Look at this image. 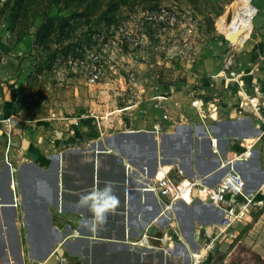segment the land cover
I'll return each instance as SVG.
<instances>
[{
    "label": "rangeland",
    "instance_id": "obj_1",
    "mask_svg": "<svg viewBox=\"0 0 264 264\" xmlns=\"http://www.w3.org/2000/svg\"><path fill=\"white\" fill-rule=\"evenodd\" d=\"M240 1L0 0V135L6 125L7 132L17 136L5 141L6 148L34 146L37 131L45 141L59 132L134 131L127 128L138 126L141 110H149L155 96L175 103L187 100L192 83L196 92L204 91L199 96L206 112L214 103L221 118H235L243 109L241 89L226 73L224 61L232 57V68L246 85L256 74L264 88V0H251L257 9L251 31L260 38L237 46L226 30ZM185 113L190 120L200 118L194 109ZM209 135L214 137L213 131ZM158 141L163 158L168 140L159 135ZM192 144L188 137L190 149ZM235 148L242 161L245 150L231 146V138L224 141V157ZM258 152L262 182L248 177L247 187L260 190L256 203L242 221L238 241L221 243L214 264H264V142ZM192 157L186 158L189 164ZM241 163L236 169L246 174ZM224 167L206 180L216 183ZM172 209L181 224L187 222L183 206ZM197 215L207 219L206 214ZM218 215L213 220H219ZM8 254L9 264H20L11 251Z\"/></svg>",
    "mask_w": 264,
    "mask_h": 264
},
{
    "label": "crops",
    "instance_id": "obj_2",
    "mask_svg": "<svg viewBox=\"0 0 264 264\" xmlns=\"http://www.w3.org/2000/svg\"><path fill=\"white\" fill-rule=\"evenodd\" d=\"M250 33L242 46L247 40V44L251 42V37L259 35ZM201 123L195 125L194 131L180 126L175 135L171 133L175 129L169 131L170 134L160 135L169 142V151L163 158L159 156V141L150 131H101L99 134L97 131H68L59 132L50 141H45V135L37 131L34 134L38 143L34 146L6 148L8 136L4 125L0 135L3 141L0 145V263L9 264L8 252L11 251L20 264L22 260H46V264H55L57 259L51 253L57 248L64 252L66 260L76 257L82 264H137L134 256L121 250L124 246L118 240L126 233L130 236L138 234L161 209L154 193L140 188L148 181L146 174L151 177L156 173L153 174L155 161L174 164V160L179 159L181 161L175 165L184 175L216 170V165L211 167L213 160L220 161L219 156L226 159L224 141L230 137L248 139L252 136L250 119H225L208 126ZM209 131H213L214 137ZM222 132L225 134L218 136ZM24 136H28L26 131ZM16 137L11 134V140ZM188 137L193 143L191 149ZM208 140L219 151L217 158L210 157L216 154L209 152ZM188 149L193 157L188 156ZM184 150L187 156L182 155ZM235 151H229L227 157L234 158ZM248 153L243 151L242 155ZM195 154L200 156L193 160ZM255 154L258 156L259 152L255 151ZM171 157L173 160H168ZM191 157L193 162L184 166L186 158ZM255 160L235 159L233 164L236 168L237 162H242L239 168L251 181L257 182L261 172ZM199 163L202 164L200 169L197 168ZM38 181L43 183L38 185ZM106 181L113 183L120 203L116 212L109 214L107 222L93 232L81 225L82 218L90 219L91 213L78 208L77 201L80 194L94 186L103 188ZM181 206L190 219L186 220L185 226L194 223L195 218H191L196 212L200 216L204 212L215 213L213 207L198 203ZM195 208H199V212Z\"/></svg>",
    "mask_w": 264,
    "mask_h": 264
},
{
    "label": "built area",
    "instance_id": "obj_3",
    "mask_svg": "<svg viewBox=\"0 0 264 264\" xmlns=\"http://www.w3.org/2000/svg\"><path fill=\"white\" fill-rule=\"evenodd\" d=\"M224 63L226 73L238 83L241 89L239 96L242 99L243 109L234 116L250 119L252 130L249 131L252 136L248 139L230 137L231 146H237L249 152L241 157V160L256 158L257 167L261 168L255 151L257 149L260 151V145L264 142V88L258 82L256 74L250 77L246 85L232 68V57ZM246 87H251V91H247ZM186 91L187 100L183 99L176 103L173 98L165 100L155 96L149 110H141L143 118H139L138 126L127 129L150 131L158 139L159 135L170 134L169 131L172 129L178 131L180 126L194 131L195 125L199 122L208 126L225 120L218 114L217 104L210 103V108H207V112L205 111V101L199 96L204 95L203 90L196 92L192 83L187 86ZM187 108L194 109L200 118L190 120L185 113ZM7 136L10 141L11 132H7ZM197 140H200L198 135ZM209 141L212 144V141ZM235 150L238 149L235 148ZM209 152L216 154L213 145L209 148ZM174 161L175 164L177 160ZM220 164L218 161L216 168ZM213 170L202 173L204 180L205 176ZM158 171L159 164L156 173L151 177L148 176V181L143 182L140 188L143 191L153 192L161 209L151 222L140 229L138 234L130 236L126 233L123 239L118 240V243L124 246L121 250L134 256L137 264H214V257L221 243L231 245L238 241L243 228L242 221L249 217L250 207L256 203L260 190L247 191V179L233 169L226 170L218 181L209 187L202 185V182L194 176L195 172L184 175L176 165H172L162 177H157ZM177 203L209 205L215 212L219 211L221 216L215 222L195 220L192 233L187 234L172 209V206L175 207ZM63 253L59 254L57 248L53 250L51 255L57 259L55 264H82L81 259L76 257L66 260V255ZM22 264H46V260L38 262L22 260Z\"/></svg>",
    "mask_w": 264,
    "mask_h": 264
},
{
    "label": "bare ground",
    "instance_id": "obj_4",
    "mask_svg": "<svg viewBox=\"0 0 264 264\" xmlns=\"http://www.w3.org/2000/svg\"><path fill=\"white\" fill-rule=\"evenodd\" d=\"M256 7L253 5L251 0H241L237 10L234 13V16L231 20V22L228 25V28L226 30V36L227 38L235 45L237 46H242V42L244 40L247 39L248 34L251 32L252 27H253V18L256 14ZM214 151L219 153V151L217 150L216 147H214ZM235 159H238L236 156L234 157ZM173 157L169 158L168 160H172ZM224 158L219 156V160H220V167H224V165H226L224 168H226V170L228 169H233V170H237L235 167H233V158H229L227 157L225 160H223ZM167 160V159H166ZM159 171H158V176L157 177H162L168 169H170L172 167V165L175 164H170V161L163 163L162 165L160 164L159 161ZM217 168V169H218ZM215 172L212 171L210 172L208 175L205 176V180L204 177L201 176H197L198 174H195L194 176H196L201 182L202 185L205 187H209L212 186V181H214V179H208L206 180V177L213 174ZM222 175V174H221ZM220 175V176H221ZM219 179V177L217 178ZM182 203H177V205H181ZM210 207V206H207ZM206 214V221L207 222H213L215 220H213V218L216 216L217 212L215 213H207L204 212ZM188 215V213H186ZM195 220L199 221L198 218L200 219L199 215H197V213L195 214Z\"/></svg>",
    "mask_w": 264,
    "mask_h": 264
},
{
    "label": "clouds",
    "instance_id": "obj_5",
    "mask_svg": "<svg viewBox=\"0 0 264 264\" xmlns=\"http://www.w3.org/2000/svg\"><path fill=\"white\" fill-rule=\"evenodd\" d=\"M37 183L40 185L43 182L38 181ZM119 203V198L115 194L114 185L111 181H106L103 188L94 186L87 193L80 194L77 207L87 209L91 213L90 219L82 218L81 225L90 231H97L100 226L107 222L109 214L116 212Z\"/></svg>",
    "mask_w": 264,
    "mask_h": 264
},
{
    "label": "water",
    "instance_id": "obj_6",
    "mask_svg": "<svg viewBox=\"0 0 264 264\" xmlns=\"http://www.w3.org/2000/svg\"><path fill=\"white\" fill-rule=\"evenodd\" d=\"M151 134H152V132H151ZM153 136V135H152ZM156 142H157V140H156V138L154 139ZM211 143H210V141L208 140V147L210 148L211 147ZM214 154V153H213ZM189 157L191 156V150H189V155H188ZM186 162V164L184 165V166H188V162L187 161H185ZM237 164H240V162H237ZM157 169H158V161H155V166H154V169H153V174L157 171ZM242 175L247 179V182H248V184H247V187L249 186V179H248V176L246 175V174H243L242 173ZM260 182H262V180H259V183ZM196 192V190L194 191V193ZM185 207H187V205H185L184 203H182ZM203 206H209V205H203ZM189 207V206H188ZM210 207H212V206H210ZM192 208H193V206H192ZM218 213H219V215H218V217H217V219H220V216H221V214H220V212L219 211H217ZM193 218H196L195 217V215H193V217L191 218V220H193ZM188 220H190V219H188ZM199 221H202V222H207L206 220H203V219H199ZM215 221H217V220H215ZM215 221H213V222H215ZM210 222V221H209ZM184 224H186V222L184 223ZM184 224H182V226H183V229H184V231L186 232V231H188V233L189 234H191L192 233V231H193V223H191V225L190 226H185ZM58 252L59 253H61V250H58Z\"/></svg>",
    "mask_w": 264,
    "mask_h": 264
},
{
    "label": "flooded vegetation",
    "instance_id": "obj_7",
    "mask_svg": "<svg viewBox=\"0 0 264 264\" xmlns=\"http://www.w3.org/2000/svg\"><path fill=\"white\" fill-rule=\"evenodd\" d=\"M189 150V149H188ZM186 150H184L183 152H182V155H185V156H187V154H186V152H185ZM188 153V152H187Z\"/></svg>",
    "mask_w": 264,
    "mask_h": 264
},
{
    "label": "trees",
    "instance_id": "obj_8",
    "mask_svg": "<svg viewBox=\"0 0 264 264\" xmlns=\"http://www.w3.org/2000/svg\"><path fill=\"white\" fill-rule=\"evenodd\" d=\"M43 16H45V15H43Z\"/></svg>",
    "mask_w": 264,
    "mask_h": 264
}]
</instances>
